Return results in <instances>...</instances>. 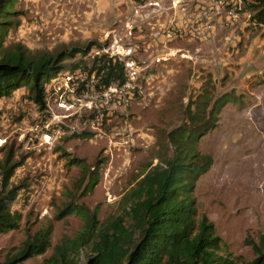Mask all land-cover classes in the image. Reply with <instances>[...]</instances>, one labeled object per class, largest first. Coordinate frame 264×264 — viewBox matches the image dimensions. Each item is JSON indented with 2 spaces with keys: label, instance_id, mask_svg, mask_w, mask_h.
Instances as JSON below:
<instances>
[{
  "label": "rangeland",
  "instance_id": "374dc122",
  "mask_svg": "<svg viewBox=\"0 0 264 264\" xmlns=\"http://www.w3.org/2000/svg\"><path fill=\"white\" fill-rule=\"evenodd\" d=\"M195 1L17 0L4 46L53 54L94 43L87 56L66 61L85 67L94 56L111 54L118 39L116 47L131 48L142 69L138 87L124 92L125 101L114 93L91 108L81 106L83 83L95 84L83 66H68L47 84L46 109L26 87L0 99V164L11 149L12 160L23 162L9 186H22L11 204L21 215L19 228L0 234V264L49 225L51 246L22 264H53L48 259L54 247L84 225L67 213L70 202L97 209L101 222L121 214L125 193L173 157L169 132L193 129L200 102L205 100L207 115L225 92L236 94L238 102L222 108L197 145L213 158L194 190L197 220L206 216L214 224L232 256L256 258L249 240L258 243L264 235V27L252 20L253 0H220V8L204 0L205 13L190 20ZM230 10L238 12L236 21H228ZM70 74L79 79L68 81ZM59 98L73 106L61 107ZM71 159L92 170L98 166L91 192L82 183L88 169ZM81 260L87 262V249Z\"/></svg>",
  "mask_w": 264,
  "mask_h": 264
},
{
  "label": "trees",
  "instance_id": "16d2710c",
  "mask_svg": "<svg viewBox=\"0 0 264 264\" xmlns=\"http://www.w3.org/2000/svg\"><path fill=\"white\" fill-rule=\"evenodd\" d=\"M136 1L143 3L144 0ZM16 2L0 0V99L26 87L39 107L46 109L47 84L68 66L74 70L82 67L81 61L80 65L66 61L75 59L78 54L87 56L94 43L63 48L53 54L30 52L21 44L4 46L14 23ZM252 3V20L264 27V0ZM84 69L97 79L96 88L123 85L128 79L123 63L109 53L94 56L90 66ZM261 81L264 83V74ZM229 102H238L237 95L221 94L206 115L203 110L206 102L202 100L203 106L194 113L198 124L193 129L178 127L169 132L175 144L173 157L145 172L125 193L121 214L101 222L97 209L84 203H68L67 213L77 214L84 225L72 239L57 244L48 260L53 264H264V235H260L258 243L249 240L257 256L251 262H243L240 256L226 252L227 244L216 235L214 224L206 216L197 220L194 190L199 178L213 163L210 155L198 150V141L206 134V129L216 125L218 114ZM12 157L11 149L0 164V234L19 228L21 219L19 213L11 210V204L22 186H9L23 162H14ZM70 161L88 169L82 183L86 182L85 191L91 192L98 182V166L92 170L81 160ZM52 230L51 225L42 228L5 264H22L26 257L44 254L51 246ZM84 249L88 251V260L83 263Z\"/></svg>",
  "mask_w": 264,
  "mask_h": 264
},
{
  "label": "built area",
  "instance_id": "2783aa9c",
  "mask_svg": "<svg viewBox=\"0 0 264 264\" xmlns=\"http://www.w3.org/2000/svg\"><path fill=\"white\" fill-rule=\"evenodd\" d=\"M179 1H185V0H179ZM215 8H220V0H212ZM238 12L235 10H230L228 14V21L233 22L238 19ZM116 44H118V39H115V44L112 45V51L110 52L111 55L116 56L125 66V73L127 75V82L123 85H118V84H112L108 87H101V88H96L95 84L97 82V79H95V76L93 75L94 78V83L91 82H86L85 84L83 83V91L81 96L78 98V101L82 105L89 106L90 108L93 106L92 102L97 100L98 98H105L108 99L111 94L116 93L120 99L122 100H127L123 99V94L126 90L130 91L132 89H136L140 74H141V67L137 64V62L131 57L132 49L125 48L124 46H121V48L118 49L116 47ZM109 52V51H108ZM159 60V59H158ZM78 70V69H77ZM81 70V69H80ZM74 77L78 78L77 76H74L73 74H70L68 76V81L74 80ZM82 81H84L83 78H81ZM76 85H80L79 81H77L75 84H72L73 88L75 89ZM53 93L55 91H61V87L51 89ZM73 90V89H72ZM50 90H48L49 92ZM129 94H133L130 93ZM89 102V104L87 103ZM61 107H65L67 109H70L73 104H67V102L62 101L61 98H59V102H57ZM0 145H2V142H0Z\"/></svg>",
  "mask_w": 264,
  "mask_h": 264
},
{
  "label": "crops",
  "instance_id": "0c3cea01",
  "mask_svg": "<svg viewBox=\"0 0 264 264\" xmlns=\"http://www.w3.org/2000/svg\"><path fill=\"white\" fill-rule=\"evenodd\" d=\"M203 1L204 0H196L195 2H191V5L196 3V7H195V11H193V9L191 8V16L189 15L190 17V20L191 18H194L195 20H197L202 14H204L205 12L203 10H201L200 8H204L203 6Z\"/></svg>",
  "mask_w": 264,
  "mask_h": 264
}]
</instances>
